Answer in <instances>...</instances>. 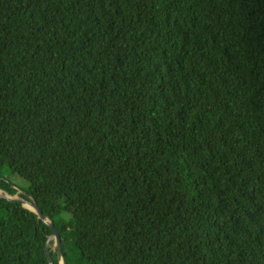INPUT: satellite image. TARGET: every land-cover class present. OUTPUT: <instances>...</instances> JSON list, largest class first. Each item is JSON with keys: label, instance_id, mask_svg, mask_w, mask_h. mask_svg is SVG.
<instances>
[{"label": "trees", "instance_id": "1", "mask_svg": "<svg viewBox=\"0 0 264 264\" xmlns=\"http://www.w3.org/2000/svg\"><path fill=\"white\" fill-rule=\"evenodd\" d=\"M0 191L66 264H264V0H0ZM52 233L0 198V264Z\"/></svg>", "mask_w": 264, "mask_h": 264}, {"label": "water", "instance_id": "2", "mask_svg": "<svg viewBox=\"0 0 264 264\" xmlns=\"http://www.w3.org/2000/svg\"><path fill=\"white\" fill-rule=\"evenodd\" d=\"M18 193H22L20 190H17ZM27 199L19 198L18 196H9L4 194L0 191V198L6 199L8 201L19 203L24 208L28 209L29 211L36 214L37 218L41 220L45 225L49 227L53 231L52 235H50L45 243V255L48 260L49 264H53L49 255L48 246L50 242H54V247L56 249L57 259L59 264H66L65 259L62 257L60 252V238H59V232L58 230L53 226L52 222L48 220L44 215H42V212L38 205L36 204L35 200L29 196L26 195Z\"/></svg>", "mask_w": 264, "mask_h": 264}, {"label": "rangeland", "instance_id": "3", "mask_svg": "<svg viewBox=\"0 0 264 264\" xmlns=\"http://www.w3.org/2000/svg\"><path fill=\"white\" fill-rule=\"evenodd\" d=\"M53 248H55V247H54V244H53Z\"/></svg>", "mask_w": 264, "mask_h": 264}]
</instances>
